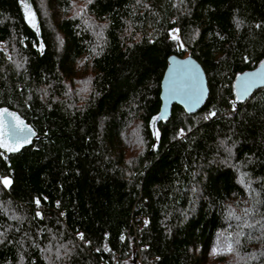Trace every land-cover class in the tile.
<instances>
[{"label": "trees", "instance_id": "16d2710c", "mask_svg": "<svg viewBox=\"0 0 264 264\" xmlns=\"http://www.w3.org/2000/svg\"><path fill=\"white\" fill-rule=\"evenodd\" d=\"M26 1L37 27L0 0V264H264V86L233 89L264 0ZM172 54L209 94L159 118Z\"/></svg>", "mask_w": 264, "mask_h": 264}, {"label": "water", "instance_id": "95a60500", "mask_svg": "<svg viewBox=\"0 0 264 264\" xmlns=\"http://www.w3.org/2000/svg\"><path fill=\"white\" fill-rule=\"evenodd\" d=\"M262 86L264 60L255 67L238 73L233 81L235 96L240 100L246 99L253 90ZM208 94L207 76L201 63L189 54L185 56L172 54L161 77L159 118L169 116L173 103L181 105L187 113H194L202 107ZM5 114V118L8 119ZM17 121L15 118L2 123L3 138L14 139L8 124L17 128L18 124L14 123ZM16 128L15 133L18 132Z\"/></svg>", "mask_w": 264, "mask_h": 264}, {"label": "rangeland", "instance_id": "374dc122", "mask_svg": "<svg viewBox=\"0 0 264 264\" xmlns=\"http://www.w3.org/2000/svg\"><path fill=\"white\" fill-rule=\"evenodd\" d=\"M79 3H81V2H79ZM22 5H23L25 16H26V19L28 20V22L32 26L37 27L36 16H35V13H34L32 7H31V5L26 0H22ZM79 7H81V6H79ZM172 34L176 35L177 33L176 32H172ZM5 115L8 117V120H11V119L13 120L14 119V116L12 114H10V113H6Z\"/></svg>", "mask_w": 264, "mask_h": 264}, {"label": "snow or ice", "instance_id": "6c2138e0", "mask_svg": "<svg viewBox=\"0 0 264 264\" xmlns=\"http://www.w3.org/2000/svg\"><path fill=\"white\" fill-rule=\"evenodd\" d=\"M173 39H176V37L175 36H173ZM247 90V89H246ZM213 115H214V113H213ZM13 134H15V130H13ZM4 135V132H3V130H2V125H0V137H2ZM0 147H8L6 144H4L3 142H2V140H0ZM14 150H16V149H14V148H9V151H14ZM5 183L7 184V183H10V181H5Z\"/></svg>", "mask_w": 264, "mask_h": 264}, {"label": "built area", "instance_id": "2783aa9c", "mask_svg": "<svg viewBox=\"0 0 264 264\" xmlns=\"http://www.w3.org/2000/svg\"><path fill=\"white\" fill-rule=\"evenodd\" d=\"M140 218H141V217L136 216V217L134 218V221L140 223V222H141V221H140V220H141ZM145 221H146V218H145V217L142 218V224H143ZM117 258H118V255H116V256L114 257V260H116ZM137 260H138V261L140 260L139 257H138Z\"/></svg>", "mask_w": 264, "mask_h": 264}]
</instances>
